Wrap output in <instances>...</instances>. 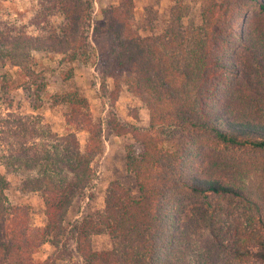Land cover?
<instances>
[{"label":"trees","instance_id":"trees-1","mask_svg":"<svg viewBox=\"0 0 264 264\" xmlns=\"http://www.w3.org/2000/svg\"><path fill=\"white\" fill-rule=\"evenodd\" d=\"M107 1L99 25L91 24L93 0H35L27 26L0 30V104L11 107L21 91L33 110L59 112L65 131L15 113L0 121V167L39 196L45 219L37 239L0 171V264H46L34 259L43 237L62 234L93 180L103 144L87 99L78 89L49 94L46 78L67 66L59 72L66 82L73 65L93 58L112 82V100L126 90L147 109L149 126L110 124L113 136L140 147L129 146L125 159L137 197L109 184L103 207L75 227L83 263L264 264V0H167L161 16L144 6L141 26L135 0ZM95 237L110 248L94 250Z\"/></svg>","mask_w":264,"mask_h":264},{"label":"rangeland","instance_id":"rangeland-1","mask_svg":"<svg viewBox=\"0 0 264 264\" xmlns=\"http://www.w3.org/2000/svg\"><path fill=\"white\" fill-rule=\"evenodd\" d=\"M107 0H93L92 21L91 24L99 25L101 16L99 6L107 3ZM167 0H135V18L134 24L139 26L144 14V6H152L153 10L158 11V15H163V9L166 8ZM36 10L35 0H0V30L20 29V26L28 24V19ZM191 14L198 16V8H193ZM197 18V17H195ZM22 24V25H21ZM141 26V24H140ZM34 34L40 31L31 27L28 29ZM91 36V30H90ZM93 47L95 43L91 41ZM44 66L55 68L56 64L52 61L43 60ZM63 71L69 67H62ZM62 68H57L53 73L46 74L49 80L47 92H54L66 89H78L88 102V112L93 122L98 126L101 133L103 152L96 157L91 167L94 171V177L90 186L84 192L75 198L72 206L69 208L64 222L63 232L55 241H51L53 236H46L44 243L34 254V259L46 264H84L79 257L75 246V227L79 221L90 213L100 210L103 207L104 193L111 182H119L131 195L137 197V187L134 176L129 173L125 166L126 154L129 146L135 153L140 152V147L129 138H118L111 133V122L119 125H131L139 129H146L149 126V114L145 106L135 97L122 90L116 101L112 100L111 92L113 85L111 80H104L99 72V63L93 58L89 65H73V75L62 82L63 77L59 75ZM7 69V68H6ZM14 103L10 107L8 103L0 104V121L8 113L21 114L23 116L34 117L38 120L39 126L48 129L52 133L64 134L62 119L59 112L40 109L33 110L29 101L23 99L21 91L12 93ZM77 140L83 148L85 145V133L77 132ZM37 149L40 151L48 149L46 141H39ZM1 173L9 182V189L6 192L7 198L11 204L27 206L32 217V235L41 239L45 229V219L43 216V206L39 196L35 193H24L20 189V175H15L3 167H0ZM226 201L222 200V204ZM195 240V239H194ZM204 238L200 237L198 241H193L194 248ZM93 249L103 251L110 248V241L107 237H95L92 241ZM249 264H261L253 260Z\"/></svg>","mask_w":264,"mask_h":264}]
</instances>
